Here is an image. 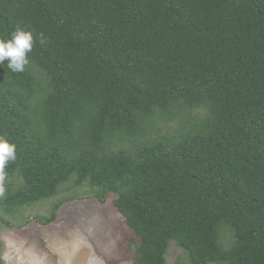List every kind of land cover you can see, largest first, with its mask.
<instances>
[{"label":"trees","instance_id":"obj_1","mask_svg":"<svg viewBox=\"0 0 264 264\" xmlns=\"http://www.w3.org/2000/svg\"><path fill=\"white\" fill-rule=\"evenodd\" d=\"M0 184L111 196L135 264H264V0H0Z\"/></svg>","mask_w":264,"mask_h":264},{"label":"rangeland","instance_id":"obj_2","mask_svg":"<svg viewBox=\"0 0 264 264\" xmlns=\"http://www.w3.org/2000/svg\"><path fill=\"white\" fill-rule=\"evenodd\" d=\"M111 199L68 201L49 224L36 219L37 215L48 214L49 201L27 207L20 218L0 212V253L4 263L135 264L134 254L128 249L132 231ZM167 264H190L184 250L173 241Z\"/></svg>","mask_w":264,"mask_h":264}]
</instances>
